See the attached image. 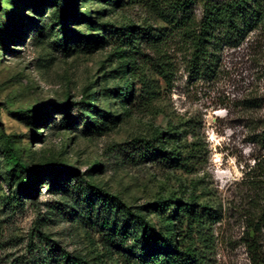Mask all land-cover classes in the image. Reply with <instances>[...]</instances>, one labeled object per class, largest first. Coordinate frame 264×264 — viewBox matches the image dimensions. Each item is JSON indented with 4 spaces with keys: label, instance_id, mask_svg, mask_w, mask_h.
<instances>
[{
    "label": "rangeland",
    "instance_id": "374dc122",
    "mask_svg": "<svg viewBox=\"0 0 264 264\" xmlns=\"http://www.w3.org/2000/svg\"><path fill=\"white\" fill-rule=\"evenodd\" d=\"M67 1L74 17L66 13V32L83 37L63 47L57 14L65 5L0 0V264H64L63 253L93 264L122 261L116 251L109 254L101 226L112 218L89 213L104 206L92 194L98 192L114 198L124 215H143L157 228L162 219L154 204L194 193L220 215L205 264H251L246 213L253 192L246 174L262 154L251 138L264 120V35L249 33L239 47L218 50L210 71L191 73L200 3L190 8L186 31L169 9L182 0ZM126 27H150L156 41L141 44L134 56L110 32ZM126 62H136L152 87L147 105L123 102L131 80L136 97L141 90ZM247 100L256 107L245 108ZM174 127L181 144L199 145L193 173L137 157L138 146L155 145ZM23 168L76 174L57 191L50 174H38L26 192ZM258 241L264 260V232Z\"/></svg>",
    "mask_w": 264,
    "mask_h": 264
},
{
    "label": "trees",
    "instance_id": "16d2710c",
    "mask_svg": "<svg viewBox=\"0 0 264 264\" xmlns=\"http://www.w3.org/2000/svg\"><path fill=\"white\" fill-rule=\"evenodd\" d=\"M55 1L56 7L61 4L65 5V8L61 9L60 15L57 14L58 28L61 32L59 43L65 47L70 41L81 39L83 36L78 33L66 32L68 21L65 15L66 13L73 15L74 4L67 0ZM130 3L132 0L127 2V4ZM197 3H200L202 7L201 20L198 25L199 33L191 42V73L200 70L205 73L210 71V67L216 63L215 53L218 50L226 47H239L249 33L257 31L261 36L264 35V0H225L222 2L182 0L169 7L170 14L178 17L175 23L180 25V29L188 31L187 29L192 24L189 10ZM116 4L113 3L114 6ZM71 17L73 18L74 15ZM84 18L86 23L92 24L90 18ZM110 32L113 33L116 41L122 42L123 47H128L134 56L138 54L141 44H153L156 41L155 34L152 33L153 30L150 27L143 29L126 27L119 30L110 29ZM262 60L264 71V55ZM126 68L131 69L130 73L134 78L136 77L141 90L136 97V84L131 80L127 86L128 94L124 96L123 102L131 106L133 102L141 99L143 105H147L154 98L152 87L149 86L144 75L139 76L140 69L136 62L131 67L126 62ZM253 103V100H247L244 107L253 109L256 107ZM63 114L66 115L67 112H63ZM68 119V117L65 118L66 121ZM181 136L178 133V127L171 128L167 134H161L156 138L155 145L146 143L138 146L137 157L164 164L169 169L183 171L187 174L193 173L199 159L200 148L197 143L185 146V140L184 144H181ZM251 140L258 146L262 154L255 159L253 166L246 174L247 184L253 192L248 202L250 208L246 213L247 235L250 233L247 248L251 264H264L258 250V239L264 232V120L259 122V132H254ZM165 143L171 145L172 148L166 150L163 147ZM8 155H11L12 163L17 162L16 154L13 151H10ZM17 166H21V164L18 163ZM23 169L28 176V180L23 185L26 192L34 186L32 177L38 174H41V177H47V174H50L54 180L53 189L56 191L60 188L62 180L72 178L76 174V171L70 168L63 171L50 168L42 170L40 173L37 170ZM90 192L92 193V191ZM91 193L81 194V197L91 202L93 195H97L103 200L104 206L99 207L96 212L91 208L90 215L104 214L112 218L111 223L110 219H103L101 226L108 232L105 241L109 245V254L116 251L122 261L116 259L111 264H205V254L209 252L212 245L211 227L219 220L220 215L217 210L207 205L198 204V197L194 193H191L186 200L179 198L168 203L154 204L153 212H158V216L162 219L160 228L150 221H146L143 215L129 214L128 212L124 215L115 199L107 194L98 192V194L92 193V195ZM153 212L151 211V213ZM123 218H125L124 221ZM119 220L120 223H123L120 230L116 225ZM128 225L133 227L131 233V228H128ZM59 261L64 264H93L80 255L68 253L59 255Z\"/></svg>",
    "mask_w": 264,
    "mask_h": 264
}]
</instances>
